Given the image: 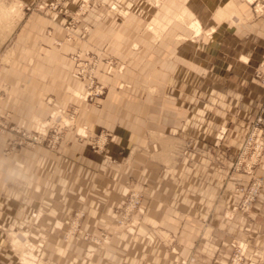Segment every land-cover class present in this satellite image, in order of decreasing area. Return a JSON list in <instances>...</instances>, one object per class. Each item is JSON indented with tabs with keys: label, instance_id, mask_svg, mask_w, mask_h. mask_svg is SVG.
<instances>
[{
	"label": "rangeland",
	"instance_id": "rangeland-1",
	"mask_svg": "<svg viewBox=\"0 0 264 264\" xmlns=\"http://www.w3.org/2000/svg\"><path fill=\"white\" fill-rule=\"evenodd\" d=\"M40 17H44L45 22L51 21L46 26V34L52 35L53 22H59L65 30L62 38L53 39L54 52H48L49 46L32 44L31 26L36 27L41 22L37 19ZM236 18L248 21L264 18V0H0V159L3 161L0 164L12 171L25 168L27 162L19 159L20 155L38 152L44 154L41 158L45 162L53 161L58 168L63 162H69L73 182L70 202L63 197L55 199V212L49 213L53 220L39 230L37 237L32 238L29 230L7 231L8 251L4 264H57L58 258L51 256L55 251L51 244L61 251L69 244L76 246L80 242L105 249L114 235L137 232L147 210L143 192L137 187L142 186L144 164L136 156L147 152L148 146L133 142L121 145L116 151L112 142L117 134L104 125L93 129L88 122L90 116L86 115L104 108L106 101L128 102L120 109V118H126L129 111L136 113L139 99L153 90L145 85L149 83L145 76L153 63L162 57L181 55L185 48H197L205 57L207 50L214 48L217 57L222 51L224 34L235 31L231 25ZM76 39L88 45L73 47L65 54V42ZM54 53L65 54L70 60L69 100L62 89L56 90L53 97L46 93H20L18 88V92L13 90L27 86L25 79L15 83L18 65L32 67L36 58ZM212 61L213 58L209 59ZM101 73L107 79L100 77ZM254 74L264 84V59L257 64ZM73 82L79 84L75 87ZM15 98L18 105L22 100H32L36 103L35 110L43 107L44 110L23 117L9 106L14 104ZM132 118L133 115L128 119ZM249 131L250 126L232 160V185L216 187L213 192L210 216L222 203L225 192L223 214L236 220L237 226H243L240 230H245L230 238L227 264H264V231L255 222L264 212V177L259 173V169L264 168V146L260 150L255 145L247 146ZM80 146L100 156L98 166L79 156ZM168 147L176 162V148L184 151L190 143L172 142ZM83 167L94 169L98 178L103 174L95 169L104 168L105 176L112 177L120 186L117 202L93 224L89 223V207L86 206L89 195L80 193L74 182H78V172ZM116 168L117 175H106ZM234 174H245L248 179H236ZM13 179L14 175L8 176L5 184L13 186ZM91 179L88 176V186H95L90 184ZM39 210L40 220L47 211L41 207ZM246 218L253 222L242 225ZM16 235L22 240L20 245L15 242ZM92 251H85L83 263L92 258Z\"/></svg>",
	"mask_w": 264,
	"mask_h": 264
},
{
	"label": "crops",
	"instance_id": "crops-1",
	"mask_svg": "<svg viewBox=\"0 0 264 264\" xmlns=\"http://www.w3.org/2000/svg\"><path fill=\"white\" fill-rule=\"evenodd\" d=\"M37 19L41 22L36 27L31 26L32 44L49 46L48 52L56 51L53 39L62 38L65 30L59 22H53L52 35L46 34V26L51 21L45 22L44 17ZM231 27L235 31L224 34L222 51L217 57L214 48L207 50L206 57L197 48H185L181 55L162 57L153 63L145 76L149 82L145 85L153 90L139 99L136 113L129 111L126 118H120L119 111L128 102L106 101L104 108L86 115L90 116L88 122L93 129L104 125L117 134L112 142L116 151L121 145L133 142L147 144V152L136 156L144 164L142 186L137 187L143 192L147 215L134 235L118 233L105 249L80 242L76 246L69 244L61 251L51 244L50 247L55 248L51 256L58 258L57 264L100 261L109 264H227L230 238L245 232L240 230L242 225L253 221L246 218L240 227L236 220L225 217V192L222 203L210 216L213 192L216 187L232 185V160L264 103V84L254 74L257 64L264 59V18L253 21L236 18ZM79 45L88 44L82 39L65 42L63 52L67 54ZM65 54H48L39 61L36 58L32 67L18 65L15 83L25 79L27 86L13 90L53 97L56 90L62 89L69 100L71 66ZM211 58L213 61L209 62ZM100 77L107 79L103 73ZM16 100L9 106L23 117L44 110V107L35 110L36 103L32 100H22L20 105ZM132 115L133 118L128 119ZM172 142L190 143L184 151L176 148V162L168 147ZM42 155L23 152L19 159L27 162L26 167L13 171L0 164V264L7 258V231L29 230L30 236L35 238L43 226L52 222L49 213L55 212V199L63 197L70 202L73 182L69 162H63L58 168L53 161L45 162ZM79 156L95 167L100 163V156L81 146ZM95 170L103 175L95 177L94 169L83 167L78 172V182L74 181L80 193L89 195L86 206L90 224L105 216L120 195L118 182L107 178L104 168ZM118 172L116 168L106 175ZM259 173L264 177V168H260ZM12 175L14 185L7 186L5 182ZM88 176L92 178L90 184L95 186H88ZM235 177L242 181L248 179L245 174ZM227 198L229 205V194ZM40 207L47 215L39 220ZM96 208L98 211L94 210ZM261 214L255 222L264 231V212ZM90 249L92 258L83 263L82 256Z\"/></svg>",
	"mask_w": 264,
	"mask_h": 264
},
{
	"label": "built area",
	"instance_id": "built-area-1",
	"mask_svg": "<svg viewBox=\"0 0 264 264\" xmlns=\"http://www.w3.org/2000/svg\"><path fill=\"white\" fill-rule=\"evenodd\" d=\"M263 141H264V103L262 104L256 118L250 124V131L247 135L246 143L247 146L255 145L260 150L264 146Z\"/></svg>",
	"mask_w": 264,
	"mask_h": 264
},
{
	"label": "bare ground",
	"instance_id": "bare-ground-1",
	"mask_svg": "<svg viewBox=\"0 0 264 264\" xmlns=\"http://www.w3.org/2000/svg\"><path fill=\"white\" fill-rule=\"evenodd\" d=\"M17 236H18V235H16V237H15V242H17V245H20L19 243H21L22 240H20V238L17 237Z\"/></svg>",
	"mask_w": 264,
	"mask_h": 264
}]
</instances>
